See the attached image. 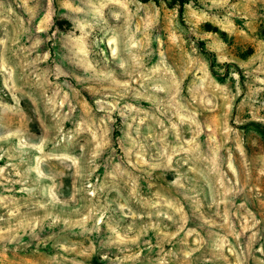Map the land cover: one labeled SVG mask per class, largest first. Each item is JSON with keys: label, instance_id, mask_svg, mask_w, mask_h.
Wrapping results in <instances>:
<instances>
[{"label": "rangeland", "instance_id": "374dc122", "mask_svg": "<svg viewBox=\"0 0 264 264\" xmlns=\"http://www.w3.org/2000/svg\"><path fill=\"white\" fill-rule=\"evenodd\" d=\"M0 264H264V0H0Z\"/></svg>", "mask_w": 264, "mask_h": 264}, {"label": "trees", "instance_id": "16d2710c", "mask_svg": "<svg viewBox=\"0 0 264 264\" xmlns=\"http://www.w3.org/2000/svg\"><path fill=\"white\" fill-rule=\"evenodd\" d=\"M178 3V4H181V0H170V3ZM206 26L208 25V24H205ZM212 63H213V60H212V58L210 59V65H212ZM210 71H211V73L213 74V75H215V72H214V70L212 69V67L210 68Z\"/></svg>", "mask_w": 264, "mask_h": 264}]
</instances>
